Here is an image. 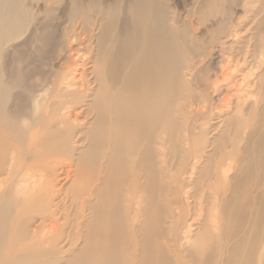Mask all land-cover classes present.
Masks as SVG:
<instances>
[{"label":"bare ground","instance_id":"bare-ground-1","mask_svg":"<svg viewBox=\"0 0 264 264\" xmlns=\"http://www.w3.org/2000/svg\"><path fill=\"white\" fill-rule=\"evenodd\" d=\"M35 1L0 0V264H264V0Z\"/></svg>","mask_w":264,"mask_h":264},{"label":"rangeland","instance_id":"rangeland-1","mask_svg":"<svg viewBox=\"0 0 264 264\" xmlns=\"http://www.w3.org/2000/svg\"><path fill=\"white\" fill-rule=\"evenodd\" d=\"M68 1H70V0H36L34 2V3H36V5L34 6V11L36 13H39L37 16L44 17L46 15V8L47 7H49V6L58 7V8L55 9V12H54L55 16H54V19L51 22L54 23L56 26L59 25L60 22H61V24L63 26L62 28L65 29L66 25H68V22H64V24H63L62 23L63 19H61L60 16L62 14L61 13L62 8L66 5V3ZM246 1L247 0H236V2L234 4V9H233V19L237 18L238 13H243L244 9L246 8ZM168 2L172 6V15L174 17V22L176 20L175 18H177V20H180L179 22L181 24H183L182 22H186V24H188L187 23L188 19L189 20L191 19L195 23V26L197 28L196 30L201 31V29L204 28L205 25L203 23H201V24L198 23V18L200 17V14H201V12L198 10V5H199L200 0H168ZM255 4H257V6L261 5L260 1L255 2ZM252 14H253V11L251 10V11L248 12L247 16H243V17L241 16L242 18H241V22L240 23H242V25L245 22L249 24L250 23L249 20L252 18ZM262 14H264V11H263V13H261V15ZM261 15H257L254 19L257 20ZM181 19H182V21H181ZM45 20L47 21L46 18H45ZM254 23H255V21L252 22L251 24H249L248 26L252 27ZM68 27L71 28V25H69ZM36 45H38V43H36ZM217 49H218V47L215 48V50H217ZM40 51H41L40 52L41 54H43V55L46 54L47 55V51L46 50L40 49ZM205 62L206 61L204 60V63ZM45 67L47 68L48 65H45ZM47 80H48V76L47 77L45 76L44 80L42 81V84L46 83ZM215 103H217V101ZM215 105H216L215 107L217 108V104H215ZM193 109H194V112H197L198 110H201L203 108H201L200 106L194 105ZM213 121L216 122V121H218V119L214 118ZM221 127L222 126L220 125L218 128L212 130L210 132V136L218 135L220 130H221ZM212 129H213V127H212ZM23 167H24V165H23Z\"/></svg>","mask_w":264,"mask_h":264}]
</instances>
